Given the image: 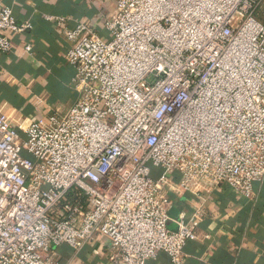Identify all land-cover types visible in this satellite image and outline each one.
Wrapping results in <instances>:
<instances>
[{
	"label": "built area",
	"instance_id": "built-area-1",
	"mask_svg": "<svg viewBox=\"0 0 264 264\" xmlns=\"http://www.w3.org/2000/svg\"><path fill=\"white\" fill-rule=\"evenodd\" d=\"M262 1L118 0L103 34L46 17L70 44L78 97L22 125L0 112V264H57L58 248L80 252L98 237L109 264L161 253L184 264L201 215L172 217L170 194L225 186L254 196L264 180ZM31 28L0 0V56Z\"/></svg>",
	"mask_w": 264,
	"mask_h": 264
},
{
	"label": "crops",
	"instance_id": "crops-1",
	"mask_svg": "<svg viewBox=\"0 0 264 264\" xmlns=\"http://www.w3.org/2000/svg\"><path fill=\"white\" fill-rule=\"evenodd\" d=\"M10 6L17 23H30L27 32L12 35V51L0 56V112L17 125L63 114L75 103V70L65 62L70 44L62 25L47 16L68 19L66 26L90 23L103 34L105 22L118 0H1ZM63 27H65L63 25ZM32 48L30 53L25 48ZM170 214L199 212L198 239L185 247L184 264H264V180L246 199L221 186L198 196L170 194ZM110 246L98 237L80 252L57 249V264H109ZM148 264H172L165 254Z\"/></svg>",
	"mask_w": 264,
	"mask_h": 264
},
{
	"label": "rangeland",
	"instance_id": "rangeland-1",
	"mask_svg": "<svg viewBox=\"0 0 264 264\" xmlns=\"http://www.w3.org/2000/svg\"><path fill=\"white\" fill-rule=\"evenodd\" d=\"M257 19L264 25V0L262 1L261 5L259 6L257 12Z\"/></svg>",
	"mask_w": 264,
	"mask_h": 264
},
{
	"label": "trees",
	"instance_id": "trees-1",
	"mask_svg": "<svg viewBox=\"0 0 264 264\" xmlns=\"http://www.w3.org/2000/svg\"><path fill=\"white\" fill-rule=\"evenodd\" d=\"M68 197H70V196H68Z\"/></svg>",
	"mask_w": 264,
	"mask_h": 264
}]
</instances>
